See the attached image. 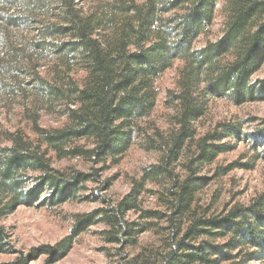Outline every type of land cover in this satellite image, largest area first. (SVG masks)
I'll return each mask as SVG.
<instances>
[{
  "label": "trees",
  "instance_id": "16d2710c",
  "mask_svg": "<svg viewBox=\"0 0 264 264\" xmlns=\"http://www.w3.org/2000/svg\"><path fill=\"white\" fill-rule=\"evenodd\" d=\"M221 1V38L195 48L213 26ZM51 5L55 12L48 19H33L34 10ZM17 8L27 14L24 19H18ZM22 23H34L35 35L16 32ZM0 48L5 50L0 92L18 94L19 71L34 91L20 114L29 132L0 131V256H15L0 264H32L42 257L43 264H54L97 225L104 226L100 236L115 247L118 264L263 263L264 190L248 205L220 213L198 201L210 182L202 171L230 151L222 141L243 138L241 127L219 124L201 135L196 125L212 98H228L237 106L264 100V80H252L264 64V0H111L92 10L76 0H0ZM176 61L183 65L170 97L172 128L148 135L141 121L156 107L157 81ZM41 113L56 114L64 124L41 126ZM259 134L264 139V129ZM140 136L147 137L146 150L161 153L159 163L144 169L117 201L82 195ZM53 157L100 168L89 173L57 168ZM149 184L160 188L154 194L163 209L143 207ZM110 185L106 180L102 190ZM89 201L100 207L76 215L68 236L27 253L14 251L1 225L21 206ZM147 232L158 244L130 254Z\"/></svg>",
  "mask_w": 264,
  "mask_h": 264
},
{
  "label": "rangeland",
  "instance_id": "374dc122",
  "mask_svg": "<svg viewBox=\"0 0 264 264\" xmlns=\"http://www.w3.org/2000/svg\"><path fill=\"white\" fill-rule=\"evenodd\" d=\"M80 7L92 10L98 5L111 0H76ZM55 5L38 12L34 10L36 18L48 19L55 11ZM10 9V8H9ZM14 9V8H13ZM11 8V10L13 11ZM15 10V9H14ZM20 11L19 8H17ZM25 12L18 16L24 19ZM42 15V16H41ZM225 16L223 2L216 6V15L213 26L207 30L194 44L200 49L209 42L218 41L224 29ZM19 32L25 37H32L36 33L34 23H22ZM18 35V36H20ZM17 36V37H18ZM0 57L5 50L0 48ZM183 62L176 61L174 66L165 72L157 81L158 99L152 114L141 121V126L148 135L155 130L167 132L172 128V119L175 114L174 105L170 97L177 89L179 70ZM20 88L16 95L7 96L0 92V131L17 128H27V120L21 116L23 106L30 105L34 91L26 85L27 77L19 71L17 74ZM253 82L264 80V64L252 77ZM64 119L56 114L41 113V126L57 128L64 124ZM219 124L240 125L243 138L240 140L226 139L222 144L230 148L210 166H206L201 173L210 179L209 185L199 194L198 201L204 207H210L212 212L220 213L236 204L248 205L257 195L264 190V139L259 132L264 129V100H257L237 106L228 98H212L205 118L197 123L198 133L203 135L213 131ZM147 137L140 136L134 141L130 150L119 160L118 164L108 163L99 183H89L87 190L82 195H103L106 199L117 201L129 193L132 183L139 180L143 170L159 163L161 153L146 150ZM54 166L57 168H74L85 173L92 168L98 169L90 162L81 159H65L62 161L53 157ZM233 168L230 169V167ZM229 169V170H228ZM180 170V169H179ZM110 180V187L105 192L104 182ZM160 188L152 184L147 186L150 193L143 196V207L149 209H163L154 192ZM100 207L97 202H72L59 207H26L21 206L1 220V225L10 236V243L14 251L27 253L30 249L41 245H55L71 232L76 215L90 213ZM135 219V216H131ZM103 225L92 227L81 234L68 255L54 264H118L119 258L115 256V247L106 244L100 232ZM158 238L153 232L144 233L139 240V246L129 249L130 254H135L144 247L155 246ZM15 256H0V262L13 259ZM45 257L32 264H43ZM264 264V261L263 263Z\"/></svg>",
  "mask_w": 264,
  "mask_h": 264
}]
</instances>
